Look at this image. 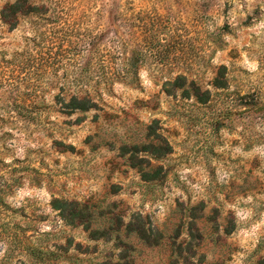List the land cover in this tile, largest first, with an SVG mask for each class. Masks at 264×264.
Masks as SVG:
<instances>
[{"label": "rangeland", "instance_id": "1", "mask_svg": "<svg viewBox=\"0 0 264 264\" xmlns=\"http://www.w3.org/2000/svg\"><path fill=\"white\" fill-rule=\"evenodd\" d=\"M0 264H264V0H0Z\"/></svg>", "mask_w": 264, "mask_h": 264}, {"label": "trees", "instance_id": "2", "mask_svg": "<svg viewBox=\"0 0 264 264\" xmlns=\"http://www.w3.org/2000/svg\"><path fill=\"white\" fill-rule=\"evenodd\" d=\"M134 64H130L129 65V69H134ZM129 69L123 73H116L113 75L112 77V81H123L124 83H129V84H133L134 80H135V73H132L129 71ZM73 101L77 102L78 104H80V107H78L79 109H83L86 110L88 107H86V103L85 100H81V101H77L76 99L73 98Z\"/></svg>", "mask_w": 264, "mask_h": 264}]
</instances>
